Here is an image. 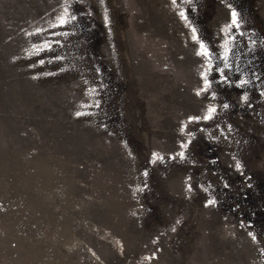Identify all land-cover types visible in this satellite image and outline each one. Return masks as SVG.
Returning a JSON list of instances; mask_svg holds the SVG:
<instances>
[{
	"label": "rangeland",
	"instance_id": "374dc122",
	"mask_svg": "<svg viewBox=\"0 0 264 264\" xmlns=\"http://www.w3.org/2000/svg\"><path fill=\"white\" fill-rule=\"evenodd\" d=\"M232 9L210 100L197 49ZM37 28L63 46L37 56ZM262 92L264 0H0V264H264Z\"/></svg>",
	"mask_w": 264,
	"mask_h": 264
},
{
	"label": "snow or ice",
	"instance_id": "6c2138e0",
	"mask_svg": "<svg viewBox=\"0 0 264 264\" xmlns=\"http://www.w3.org/2000/svg\"><path fill=\"white\" fill-rule=\"evenodd\" d=\"M173 2H175V0H173ZM229 7H231V5H229ZM181 15H184V13H181ZM231 21L229 25L225 26V29H227V31H225V29L221 30V38H219L218 40V44H217V50H216V54L215 57L213 55V49L209 46H207L204 41H200L199 45H198V49H197V55L202 57L203 60L205 61V68L206 71H201L200 73V79H201V87L197 90L196 95H201V93H207L209 96L210 100H213L216 98V93L211 91L212 88V83L213 80L210 79V76L212 74L213 71H215V82L217 84H229L231 83L229 80V77L225 74V69L231 70V55H232V51H233V46L236 40V36L232 35V29L238 28L239 24H238V14L236 12L235 9H232L231 13ZM77 19L76 15H70L68 14L67 9H65V14L61 15L60 17L57 18V22L51 26V28H61L63 29L66 25L71 24L73 21H75ZM194 35L192 37V39L195 41L198 39V35H196V30L193 29L192 30ZM65 36L68 35L67 32L63 33ZM28 35H32V36H36L38 37V43L40 45V47H38L36 49V55L40 56L41 53H52L54 48H60L63 46V41L56 39L55 41L51 40L49 37L51 36H56V35H60V33H56V32H52L50 31V29H41V28H37L33 33H29ZM254 43V42H253ZM35 47V45H34ZM214 59H219L220 61H222V66H216L212 61ZM63 60V57L61 55H56L53 54L49 57H45V58H39L37 59L36 63L39 65H44L45 63L51 64L53 62L56 61H61ZM32 65H30L31 67ZM58 71H61L63 69L59 68L57 69ZM237 72L240 71L239 68L236 69ZM97 74H99V69H96ZM51 74V73H50ZM258 79V77H257ZM249 81L241 78L237 81H235V86L237 87H241L245 84H247ZM102 86V85H101ZM96 86L93 85V91L95 92ZM262 95H264V92L261 93ZM246 94L241 96V99L244 100L246 99ZM89 108L93 107L92 104L88 105ZM95 107H99V101L96 102ZM224 108H228V104H224ZM90 113H81V112H76L75 115L76 116H81V115H87ZM217 114V107L215 104H209V106L206 109V112L203 116H189L187 118L189 123L192 122H196L199 123L201 120L204 121H209L215 118V115ZM186 128V125L181 124V132H184ZM231 126L229 125V130H230ZM189 135H191V133H189ZM191 141L185 142V141H181L180 142V147L181 149H185L188 144ZM153 157L156 156L155 153L152 154ZM179 157L181 159H183L185 157V152L182 150L179 152ZM169 159H175L176 156L169 154ZM159 159H163V157H159ZM236 170L239 171L241 168V164L239 162L236 163L235 165ZM146 174V173H145ZM188 190L189 192H191L192 190V185L189 184L188 186ZM205 191H207V189H205ZM216 203L215 199H208L205 201V206H209V205H214ZM177 223H179V221H177ZM250 235H252L250 233ZM253 239H255V236H253ZM150 258H155V254L153 253V256Z\"/></svg>",
	"mask_w": 264,
	"mask_h": 264
}]
</instances>
